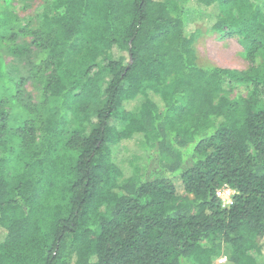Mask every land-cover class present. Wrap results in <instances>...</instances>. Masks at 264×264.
<instances>
[{"label":"trees","instance_id":"1","mask_svg":"<svg viewBox=\"0 0 264 264\" xmlns=\"http://www.w3.org/2000/svg\"><path fill=\"white\" fill-rule=\"evenodd\" d=\"M6 3L0 81L28 41L39 102L0 95V264H264V0ZM189 12L248 68L200 67Z\"/></svg>","mask_w":264,"mask_h":264},{"label":"rangeland","instance_id":"2","mask_svg":"<svg viewBox=\"0 0 264 264\" xmlns=\"http://www.w3.org/2000/svg\"><path fill=\"white\" fill-rule=\"evenodd\" d=\"M5 5H9L19 19H21V24H29L31 27H35L36 20L35 15L42 5V0H6ZM189 22L195 28L194 36V50L196 53V61L200 67H220L233 70H246L249 63L244 57V48L241 44V38L234 35H229L224 32H216L211 30L207 21L201 20L196 14L189 12L188 18ZM24 41H20L21 44ZM28 41L22 43L27 45L29 54L26 57H17L14 55H6L3 59L6 64V73L3 74V78L9 79L10 84L13 85L14 82L24 79L25 84L22 87V94L16 101L13 100V93H11L9 88H4L2 86V81H0V95L3 99L8 101L9 106L14 109V114L18 117V125L22 123L24 115H27L25 110L26 106L33 104L38 105V92L35 89V85L30 77V72L32 62L35 60V49L28 45ZM236 93L230 95L228 98L234 99ZM13 112V111H12ZM15 127V124L12 125ZM141 147V144H140ZM138 167V166H136ZM139 168V167H138ZM223 196H226L223 193ZM221 196V204L224 207L229 205V202L225 197ZM213 264H227V256L222 253L217 261Z\"/></svg>","mask_w":264,"mask_h":264},{"label":"built area","instance_id":"3","mask_svg":"<svg viewBox=\"0 0 264 264\" xmlns=\"http://www.w3.org/2000/svg\"><path fill=\"white\" fill-rule=\"evenodd\" d=\"M223 193H225L226 196H223ZM231 194H232V191L228 188H222V189L217 191V197L220 199V197L223 196V197H225V199L228 200L229 203H230Z\"/></svg>","mask_w":264,"mask_h":264}]
</instances>
